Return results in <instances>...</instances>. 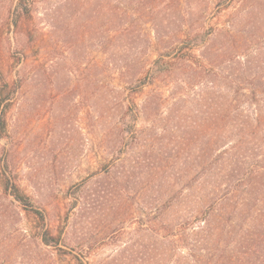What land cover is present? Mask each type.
<instances>
[{
	"label": "rangeland",
	"instance_id": "rangeland-1",
	"mask_svg": "<svg viewBox=\"0 0 264 264\" xmlns=\"http://www.w3.org/2000/svg\"><path fill=\"white\" fill-rule=\"evenodd\" d=\"M32 1L16 31L18 0H0V94L14 91L1 108L0 264H192L181 226L248 199L225 193L256 160L243 121L264 112L251 96L264 90V0ZM187 31L208 34L184 51L193 63L138 88ZM4 175L44 223L5 194ZM256 223L211 252L264 255ZM41 227L63 243L44 245Z\"/></svg>",
	"mask_w": 264,
	"mask_h": 264
},
{
	"label": "trees",
	"instance_id": "trees-1",
	"mask_svg": "<svg viewBox=\"0 0 264 264\" xmlns=\"http://www.w3.org/2000/svg\"><path fill=\"white\" fill-rule=\"evenodd\" d=\"M33 12L34 3L32 0H18L12 20V24L16 31L22 29L23 22L32 19ZM207 36L208 34L206 33H193L187 31L184 40H181L179 44L159 54L146 77L139 79L136 86L138 88L143 87L153 83L162 75L173 73L183 61H192L190 63H193V58H187V56L184 55L186 53L184 51L201 47L206 42ZM13 83L14 86L20 83L19 72L18 79ZM6 86H8V84H6ZM251 96L253 97L252 100L256 101L254 104L259 107L260 98L264 97V90H254ZM13 97L14 91L0 94V139L3 138V131L6 129V115L5 111L1 112V108L4 105L7 109ZM257 102L259 103L257 104ZM243 122L244 136L248 139H252L256 146L257 153L252 156V158L256 160L254 164L248 166L247 169L238 176L235 184H231L232 181L230 182L225 197H233L241 192L246 194L248 199L237 202L234 207V212L231 214V217L234 215V218L238 220H233L231 217L225 218L221 215L219 216L220 219L217 220V216L215 215L218 212L217 208H223L225 203L231 200L221 198L211 203L208 209L200 216L191 219L181 226V230H179V243L181 244L182 254H184L181 256L184 257L185 263L188 259L192 264H264V255H258L257 252L244 253V258H242L237 255L241 254L242 251H238V253H230L220 258L216 255L219 250L211 252L210 248L212 246V240H221L218 239V237L235 240L237 235L234 232L238 227L240 229L243 228L245 224L246 226L248 225L247 227L249 228L256 222V224H259V226H256L258 228L264 225V212L258 209L261 204H264V153H262L264 149V112L258 108V110H254L252 114L250 113V115H247ZM260 152L262 154H260ZM225 155L227 161H230L233 157L231 150L226 152ZM245 159L247 161L250 160V158ZM3 179L5 194L13 197V199L25 210L32 212L39 222L44 223L45 215L43 212L36 209L34 200L25 195L9 176L4 175ZM37 235L43 244L48 247L57 248L63 243L60 236H53L49 230H44V227L40 228V232ZM257 239L249 246L250 250H252L253 245H259ZM183 249H188L189 253H184ZM76 260L78 264H85L83 260Z\"/></svg>",
	"mask_w": 264,
	"mask_h": 264
}]
</instances>
